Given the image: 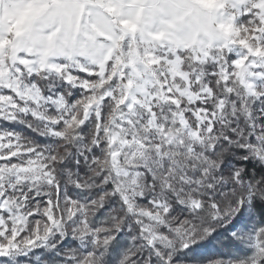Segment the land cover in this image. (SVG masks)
Segmentation results:
<instances>
[{"label": "snow or ice", "instance_id": "6c2138e0", "mask_svg": "<svg viewBox=\"0 0 264 264\" xmlns=\"http://www.w3.org/2000/svg\"><path fill=\"white\" fill-rule=\"evenodd\" d=\"M0 264H264V0H0Z\"/></svg>", "mask_w": 264, "mask_h": 264}]
</instances>
